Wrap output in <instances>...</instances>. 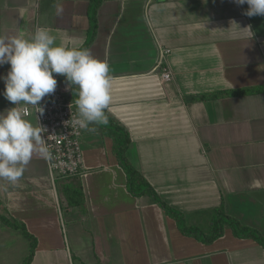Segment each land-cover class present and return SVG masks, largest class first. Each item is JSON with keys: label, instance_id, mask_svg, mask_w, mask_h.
<instances>
[{"label": "crops", "instance_id": "crops-1", "mask_svg": "<svg viewBox=\"0 0 264 264\" xmlns=\"http://www.w3.org/2000/svg\"><path fill=\"white\" fill-rule=\"evenodd\" d=\"M90 1L0 0V37L30 38L46 28L57 44H86L107 59L108 118L127 132L126 156L160 199L204 233L221 208L264 239V16L244 15L247 4L233 0H101L92 30ZM233 21L239 29L250 25L253 36ZM9 67L0 66V75ZM165 68L169 80L161 77ZM54 76L62 94L76 98ZM210 93L217 95L195 98ZM11 107L0 95V112ZM106 126L90 125L96 131L83 130L79 139L74 178L83 208L69 204L62 179L51 183L39 155L14 185L0 180V205L37 239L30 264H264V246L253 238L225 226L201 241L150 196L130 193ZM0 224L6 235L9 227ZM21 247L17 261L0 258L22 264L29 244Z\"/></svg>", "mask_w": 264, "mask_h": 264}, {"label": "clouds", "instance_id": "clouds-1", "mask_svg": "<svg viewBox=\"0 0 264 264\" xmlns=\"http://www.w3.org/2000/svg\"><path fill=\"white\" fill-rule=\"evenodd\" d=\"M236 5L247 4L244 15L264 16V0H233ZM63 9L57 7V14ZM246 30L253 36L251 26ZM10 67L0 75L4 90L0 95L14 107L0 112V180L15 184L23 176L34 155L51 159L48 142L43 138L47 128L34 114L42 116L41 101L54 94L55 75H62L66 89L75 92L76 115L72 124L78 130L95 132L90 125H107V110L112 101L110 66L107 59L94 57L82 45L57 44L56 37L46 28H37L30 38L23 33L0 37V66ZM35 117V123L29 119ZM49 137V136H48Z\"/></svg>", "mask_w": 264, "mask_h": 264}, {"label": "trees", "instance_id": "trees-1", "mask_svg": "<svg viewBox=\"0 0 264 264\" xmlns=\"http://www.w3.org/2000/svg\"><path fill=\"white\" fill-rule=\"evenodd\" d=\"M100 2L101 0L90 1L88 16L92 30L95 29V13ZM83 47H86V44ZM216 95L217 93L201 94L195 98L211 99ZM108 119L109 123L104 128V132L113 140V152L117 157L120 165L122 166L124 172L126 173L127 185L130 193L135 196H150L152 202L159 205L167 215L173 217L176 220L179 229L184 234L194 236L201 241H213L222 234L224 227L227 226L231 228L234 235L238 237L253 238L264 246V239L260 236V234L238 223L237 221L226 215L221 208L215 210L214 217L212 218L210 224V227H212L210 233H204L195 226L186 225L183 216L179 212L168 206L164 201H162L160 197L155 193L150 183L142 175V173L135 169L129 162L126 156V150L129 145L130 138L118 121L110 118ZM76 176L61 178L62 188L70 205H79L83 208V206L85 205L84 193L79 179L74 178ZM0 222L8 227L20 230L23 236L28 240V254L24 258L22 264H30L37 245L36 237L27 230L25 224L22 221L10 215V213L2 205H0Z\"/></svg>", "mask_w": 264, "mask_h": 264}, {"label": "built area", "instance_id": "built-area-1", "mask_svg": "<svg viewBox=\"0 0 264 264\" xmlns=\"http://www.w3.org/2000/svg\"><path fill=\"white\" fill-rule=\"evenodd\" d=\"M170 76L168 69H163L162 79L169 80ZM56 80L54 94L40 102L45 108L44 114L42 116L34 114L38 122L47 128L43 138L48 142L52 153L51 159H45L52 184L59 178L79 175L82 162L79 139L83 130H78L72 124V117L76 115L74 105L76 98H66L62 94L60 80L58 78Z\"/></svg>", "mask_w": 264, "mask_h": 264}, {"label": "rangeland", "instance_id": "rangeland-1", "mask_svg": "<svg viewBox=\"0 0 264 264\" xmlns=\"http://www.w3.org/2000/svg\"><path fill=\"white\" fill-rule=\"evenodd\" d=\"M56 186H58V185L56 184ZM64 219L65 218L62 217V221ZM0 225H2V224H0ZM68 227H69L68 224L66 225V223L63 222L64 232H66V228L68 231L67 238L70 236V231H69L70 229H68ZM5 229H6V233H7L6 235L0 233V253L5 257L7 256V254H9L8 258L13 259V262H15L19 259L18 258L19 253L24 250L23 247H21V244L23 242H25L27 244L28 240L23 236V234L21 233L20 230H14L10 227L8 229L7 228H5ZM65 235H66V233H65ZM17 238L19 240H17ZM12 240H14V241H12ZM2 255L0 258V264H6V261L4 259H2V258H4ZM22 261H23V259H22Z\"/></svg>", "mask_w": 264, "mask_h": 264}]
</instances>
